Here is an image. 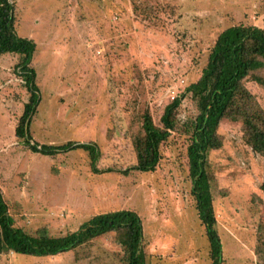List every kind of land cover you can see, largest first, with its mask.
<instances>
[{"label": "rangeland", "instance_id": "obj_1", "mask_svg": "<svg viewBox=\"0 0 264 264\" xmlns=\"http://www.w3.org/2000/svg\"><path fill=\"white\" fill-rule=\"evenodd\" d=\"M14 28L35 44L31 66L40 103L31 135L39 144L95 142L85 152L44 157L14 136L28 94L0 55V191L16 227L50 236L73 232L94 215L135 212L152 264H210L209 245L190 193L180 125L196 114L186 96L178 129L151 173L135 164L132 137L145 110L161 126L164 107L195 82L217 36L234 25L264 30V0H16ZM111 28V34L107 28ZM264 109V89L247 81ZM221 149L208 153L216 232L223 264H264V156L243 143L239 124L220 123ZM155 247V251L153 250ZM111 237L51 257L7 253L0 264H122Z\"/></svg>", "mask_w": 264, "mask_h": 264}, {"label": "trees", "instance_id": "obj_2", "mask_svg": "<svg viewBox=\"0 0 264 264\" xmlns=\"http://www.w3.org/2000/svg\"><path fill=\"white\" fill-rule=\"evenodd\" d=\"M15 1L0 0V55L14 54L19 57L13 73L21 80L28 94L14 130L15 138L31 153L44 157L85 152L92 173L110 171L96 167L100 152L95 142L68 141L48 145L33 140L31 124L41 99L36 72L31 66L35 44L28 38L18 36L15 31ZM110 29L108 27L106 30L109 34ZM247 81L264 89V30L255 26L234 25L217 36L199 78L164 107L160 117L161 126L153 122L148 110L140 113V126L131 141L135 164L121 171L125 176L131 172L155 171L161 159L160 148L171 132L178 129V110L185 97L189 96L196 114L180 128L182 133L189 136L186 155L190 193L208 241L210 264H223L211 192L214 175L208 171V153L223 146L219 134L220 123L239 124L243 143L253 154L264 156V109L247 89ZM260 189L264 190V185ZM103 237H111L120 247L122 264H152L146 258L141 219L133 211L97 214L77 230L55 237L50 236L44 227L34 233L16 227L0 191V255L13 253L28 257H51L74 251Z\"/></svg>", "mask_w": 264, "mask_h": 264}, {"label": "crops", "instance_id": "obj_3", "mask_svg": "<svg viewBox=\"0 0 264 264\" xmlns=\"http://www.w3.org/2000/svg\"><path fill=\"white\" fill-rule=\"evenodd\" d=\"M156 249H158L157 247H155L153 250L155 251Z\"/></svg>", "mask_w": 264, "mask_h": 264}]
</instances>
